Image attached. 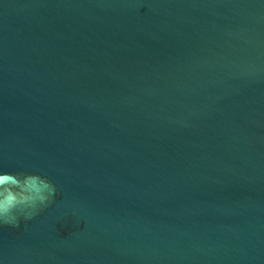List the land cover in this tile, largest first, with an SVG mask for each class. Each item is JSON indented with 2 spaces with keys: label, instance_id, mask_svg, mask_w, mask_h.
<instances>
[{
  "label": "water",
  "instance_id": "obj_1",
  "mask_svg": "<svg viewBox=\"0 0 264 264\" xmlns=\"http://www.w3.org/2000/svg\"><path fill=\"white\" fill-rule=\"evenodd\" d=\"M13 169L0 264H264V0H0Z\"/></svg>",
  "mask_w": 264,
  "mask_h": 264
},
{
  "label": "clouds",
  "instance_id": "obj_2",
  "mask_svg": "<svg viewBox=\"0 0 264 264\" xmlns=\"http://www.w3.org/2000/svg\"><path fill=\"white\" fill-rule=\"evenodd\" d=\"M56 195L57 186L39 170H0V226L33 219Z\"/></svg>",
  "mask_w": 264,
  "mask_h": 264
}]
</instances>
